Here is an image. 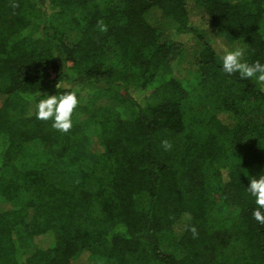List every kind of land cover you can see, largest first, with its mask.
<instances>
[{"label":"trees","instance_id":"16d2710c","mask_svg":"<svg viewBox=\"0 0 264 264\" xmlns=\"http://www.w3.org/2000/svg\"><path fill=\"white\" fill-rule=\"evenodd\" d=\"M212 33L264 62V0H0V264H264V91ZM77 86L68 132L36 119Z\"/></svg>","mask_w":264,"mask_h":264},{"label":"clouds","instance_id":"9594fccd","mask_svg":"<svg viewBox=\"0 0 264 264\" xmlns=\"http://www.w3.org/2000/svg\"><path fill=\"white\" fill-rule=\"evenodd\" d=\"M222 55L220 56L221 72L231 76L238 74L241 80L252 81L261 91H264V62L260 59L249 61L247 49L240 46L229 48L220 45ZM58 88V85H57ZM41 97L35 101V117L37 120L51 121V127L60 131L68 132L74 123L73 115L81 102L83 92L79 86L63 94H47L41 91L35 94ZM29 101L34 97L27 96ZM165 150L172 148V143L165 139L161 141ZM247 194L253 198L256 205L252 210L253 218L264 224V171L257 175L249 176V183L246 188ZM193 234L196 233L195 226L192 227Z\"/></svg>","mask_w":264,"mask_h":264},{"label":"rangeland","instance_id":"374dc122","mask_svg":"<svg viewBox=\"0 0 264 264\" xmlns=\"http://www.w3.org/2000/svg\"><path fill=\"white\" fill-rule=\"evenodd\" d=\"M212 38H213V42L215 43V45L217 46V48H220V45L223 44L224 46L229 47L230 41L229 39L226 37V35L224 34H219V33H212L211 34ZM221 49V48H220ZM211 89V87H209ZM211 92V90H208V93ZM198 95H200L201 97L205 98V96L207 95V91L206 92H197ZM134 95H137L136 93H134ZM209 98H213V96H209ZM202 108L203 111H212L215 109V104L214 102L210 101H202ZM255 118V114L253 112H247V113H243L241 115V119L244 121H249ZM87 135L89 137V141H90V148L94 151V152H100L102 150V147L99 143V137H98V133L96 128L94 127V125L92 123H87L85 126ZM9 205H4V204H0V209L2 208H6ZM163 247L167 250V251H171L172 249V244L170 242H166L164 243ZM85 258H81V260H83ZM92 264H103V262L101 260L99 261H92Z\"/></svg>","mask_w":264,"mask_h":264}]
</instances>
